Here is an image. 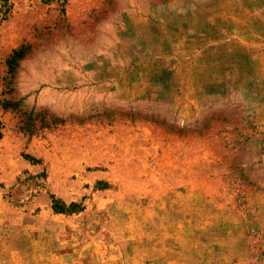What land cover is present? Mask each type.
Listing matches in <instances>:
<instances>
[{"label": "rangeland", "instance_id": "obj_1", "mask_svg": "<svg viewBox=\"0 0 264 264\" xmlns=\"http://www.w3.org/2000/svg\"><path fill=\"white\" fill-rule=\"evenodd\" d=\"M0 264H264V0H0Z\"/></svg>", "mask_w": 264, "mask_h": 264}, {"label": "trees", "instance_id": "obj_2", "mask_svg": "<svg viewBox=\"0 0 264 264\" xmlns=\"http://www.w3.org/2000/svg\"><path fill=\"white\" fill-rule=\"evenodd\" d=\"M21 49H19L18 51H20ZM18 51H14L13 53H12V56H15V55H18Z\"/></svg>", "mask_w": 264, "mask_h": 264}]
</instances>
